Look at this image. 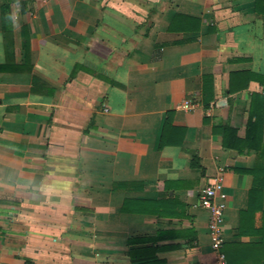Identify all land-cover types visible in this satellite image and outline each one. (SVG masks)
<instances>
[{
  "label": "crops",
  "instance_id": "obj_1",
  "mask_svg": "<svg viewBox=\"0 0 264 264\" xmlns=\"http://www.w3.org/2000/svg\"><path fill=\"white\" fill-rule=\"evenodd\" d=\"M2 6L0 264H264V0Z\"/></svg>",
  "mask_w": 264,
  "mask_h": 264
},
{
  "label": "built area",
  "instance_id": "obj_2",
  "mask_svg": "<svg viewBox=\"0 0 264 264\" xmlns=\"http://www.w3.org/2000/svg\"><path fill=\"white\" fill-rule=\"evenodd\" d=\"M178 109L193 110L194 106L190 101L180 104ZM227 194L224 190L222 179L213 184L203 187L200 190V205L210 211L209 232L213 250L219 255L221 264H226L221 249L225 243L224 221L227 210Z\"/></svg>",
  "mask_w": 264,
  "mask_h": 264
},
{
  "label": "trees",
  "instance_id": "obj_3",
  "mask_svg": "<svg viewBox=\"0 0 264 264\" xmlns=\"http://www.w3.org/2000/svg\"><path fill=\"white\" fill-rule=\"evenodd\" d=\"M16 0H3V13L4 15H7L9 13L10 8L12 3H14ZM263 126H264V121L261 119H257L255 121L250 120L248 125H247V135L244 139V141L240 140L236 136V131L232 128H226L227 135L224 140V145L227 147H236L231 140L237 141V143H243V146L248 147L249 149H255L258 150L259 146L262 144L263 140ZM233 138V139H231ZM241 145V146H242Z\"/></svg>",
  "mask_w": 264,
  "mask_h": 264
}]
</instances>
